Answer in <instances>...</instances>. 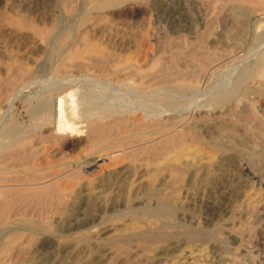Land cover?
Listing matches in <instances>:
<instances>
[{"label": "rangeland", "instance_id": "obj_1", "mask_svg": "<svg viewBox=\"0 0 264 264\" xmlns=\"http://www.w3.org/2000/svg\"><path fill=\"white\" fill-rule=\"evenodd\" d=\"M100 1L0 0V264H264V0ZM152 185L215 243L125 235Z\"/></svg>", "mask_w": 264, "mask_h": 264}, {"label": "bare ground", "instance_id": "obj_2", "mask_svg": "<svg viewBox=\"0 0 264 264\" xmlns=\"http://www.w3.org/2000/svg\"><path fill=\"white\" fill-rule=\"evenodd\" d=\"M116 1L117 0H101L98 5L101 6V7H103V6L107 5V4L113 5V4L116 3ZM238 1H240V0H238ZM260 5H262V4H260ZM237 6L238 7H235L236 9L239 8V5H237ZM257 6H259V5H257ZM243 12H245V11H243ZM245 13H248V12L246 11ZM254 17H255V15L253 16V18ZM242 22H245V21L242 20ZM243 24L244 23H242V25ZM39 81H41V80H39ZM224 99H225V97H221V98H219L216 101L218 103H220V102H223ZM170 124H173V123H170ZM55 125H56V132L58 134H64V133H67V132H70V131L72 132V131L79 130V128H78L76 123H71V122L68 121V119L64 115L63 107L61 109L60 115H59ZM262 125H264V124H262ZM8 133H11V131L8 132ZM100 136L102 137V133L101 134L99 133L97 135V138H99ZM178 136H179V134H178ZM179 137H181V135ZM216 144L220 145L219 143H216ZM262 145H263V143H262ZM122 151H124V150H122ZM14 156L15 155H12L11 157H14ZM180 156L178 155V157L175 160L179 159ZM166 167L171 170L170 178L173 180V183L174 184H178V183L180 184L182 182V176L180 175L179 168L177 166H173L171 163L166 164ZM155 177H156V175L154 176V179H155ZM21 184L22 185H25V184L33 185L35 183L34 182H28V179H21L19 177L11 175L9 167H0V196H3L5 198L6 197H11L13 199H18V200L21 199V198H30V197H36V199H40V196L46 191V189L44 187H41V186L40 187H30L29 186L28 188L20 190L19 188H17V185H21ZM170 185L168 184V186H170ZM148 194L150 196H154V197L157 196V199H158L157 207L155 206L156 208L154 207V208H152L150 210H146L145 214H146L147 217L146 216L138 217L137 215H139V214H137V213L135 214V212L133 210H131L129 215L132 216L133 220H132V222H129V226H127V229L129 230V233L125 234V235H130L131 234L134 237V239H136L139 242V244L142 245L141 247L144 250H151L152 248H154L155 244H158V243L163 244V243H165V242H167V241H169L171 239H174V238L178 239V240H181V238H183V237H185L186 239H188L192 243L199 242L200 245L201 244L205 245V243H215V240L217 238L216 234H217L218 231H215L214 229L209 228V226L203 227V228H192V229L189 228L188 230H181V231L180 230L172 231L169 220L168 221L167 220L166 221H161L160 218L163 216L164 218H167V219L169 218L171 220V218L174 217V215H175V213L177 211V206H175L174 194L169 192V191H164V190H162V188H157L154 185H152V187H150V191H149ZM150 216H153V218L151 219L150 223L146 222V219L144 217H146V218L149 217L150 218ZM32 224H33V222H29L30 226ZM144 226L146 228H144ZM24 227H25V225H24ZM125 235H123L120 238L121 243L122 242L124 243L125 239H127ZM180 245L178 247H180ZM220 246H218V247H220ZM215 247L216 246L212 247V249L214 250V254H213L214 259H216L218 261V262L216 261L217 263L220 264L221 262H223V264H224L226 262L225 259H224L225 255L223 254L224 256H222L221 253H218V252L215 253L217 251ZM235 258H237V257H235ZM186 262L187 261H185V262H180V261L175 262L174 261L172 264H209V263H207L204 260L201 261V260H198V259H195L194 262H190V263H186ZM244 262L240 261V258H239L238 262L236 261V264H244ZM211 264H212V262H211Z\"/></svg>", "mask_w": 264, "mask_h": 264}]
</instances>
